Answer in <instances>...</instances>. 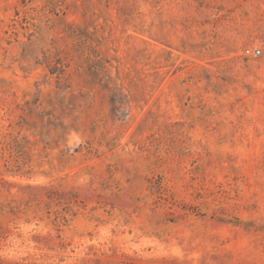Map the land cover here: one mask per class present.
<instances>
[{
    "label": "rangeland",
    "instance_id": "374dc122",
    "mask_svg": "<svg viewBox=\"0 0 264 264\" xmlns=\"http://www.w3.org/2000/svg\"><path fill=\"white\" fill-rule=\"evenodd\" d=\"M0 264H264V0H0Z\"/></svg>",
    "mask_w": 264,
    "mask_h": 264
},
{
    "label": "built area",
    "instance_id": "2783aa9c",
    "mask_svg": "<svg viewBox=\"0 0 264 264\" xmlns=\"http://www.w3.org/2000/svg\"><path fill=\"white\" fill-rule=\"evenodd\" d=\"M246 54H252L254 56L259 55L260 54V50L256 49V50H246Z\"/></svg>",
    "mask_w": 264,
    "mask_h": 264
}]
</instances>
